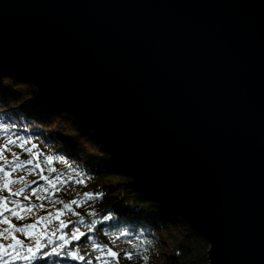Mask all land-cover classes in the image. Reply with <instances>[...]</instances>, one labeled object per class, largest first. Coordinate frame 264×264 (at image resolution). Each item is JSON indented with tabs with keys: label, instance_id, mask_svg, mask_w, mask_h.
Wrapping results in <instances>:
<instances>
[{
	"label": "water",
	"instance_id": "obj_1",
	"mask_svg": "<svg viewBox=\"0 0 264 264\" xmlns=\"http://www.w3.org/2000/svg\"><path fill=\"white\" fill-rule=\"evenodd\" d=\"M31 82L209 244L264 264V0H0Z\"/></svg>",
	"mask_w": 264,
	"mask_h": 264
},
{
	"label": "trees",
	"instance_id": "obj_2",
	"mask_svg": "<svg viewBox=\"0 0 264 264\" xmlns=\"http://www.w3.org/2000/svg\"><path fill=\"white\" fill-rule=\"evenodd\" d=\"M0 124L7 126V131L0 129L1 139L11 136L17 144L21 139L29 141L25 148L35 145L33 153L38 152L41 159L54 157L53 163L46 168L57 169L56 174H62V178H72L67 185L58 184L63 191L57 195L66 202L76 199L80 203L72 205V212H65L61 219L73 222L84 219V225L69 224L64 231L80 227L86 234L80 240H71L63 250L58 248L61 243L58 239L39 251L33 248V259L12 260L10 256L5 257L9 264H85L73 259L70 255L72 251L107 258L104 253L92 252L91 241L97 240L104 247L112 246V237L123 232L128 235L121 236L117 241L121 243L119 248H113L121 253L119 264H209L207 241L178 214L165 210L139 188L99 139L80 127L69 112L51 103L34 84L13 74L0 73ZM11 150L22 159L30 158L19 146L11 147ZM11 158L9 153H5L4 159ZM4 159H0V163ZM32 175L28 181H38L33 187L46 184L39 180L38 175ZM77 179L84 182L77 184ZM86 192L94 196L97 193L102 195L87 200L83 195ZM19 199L23 200V197ZM91 221H95V227L89 229ZM30 222V219H12L13 224ZM130 239L134 244L144 242L140 252L147 248L146 262L142 255L132 260L125 257L121 250L130 248L127 242ZM148 241L151 243L148 244ZM42 243L47 241L42 240ZM26 245L32 246V240L26 241ZM53 247H57L59 255L52 254ZM19 251L21 256H33V253L27 252V247ZM94 264H100V261Z\"/></svg>",
	"mask_w": 264,
	"mask_h": 264
},
{
	"label": "snow or ice",
	"instance_id": "obj_3",
	"mask_svg": "<svg viewBox=\"0 0 264 264\" xmlns=\"http://www.w3.org/2000/svg\"><path fill=\"white\" fill-rule=\"evenodd\" d=\"M0 129L7 131V126L0 124ZM20 139V138H18ZM29 144V141L22 140L17 144V140L8 136L5 139L3 145H0V159H4L5 153L11 155V159H4L3 163H0V262L2 264H9V260L5 257H11L12 260L22 258L25 260L33 259V248L39 251L42 247L54 244L58 239L61 241L58 248L60 250L65 249L66 245L71 240H80L86 234L80 229V227H72L69 232L64 230L69 227V224L84 225V219H78L73 222L71 220L65 221L61 219L65 215V212H72V205H78L80 201L73 199L70 202H66L61 199L57 194L63 191L58 187V184L67 185L72 178L64 177L62 174H56L57 169L46 168V165H51L54 161L53 156H47L45 159L40 158L38 152L33 153V149L36 147L25 148ZM19 146L21 149L29 155L30 158L22 159L11 150V147ZM55 159H59L56 157ZM18 172H26L28 174L38 175L39 180L45 181L46 184H41L39 187H33L38 181H27L25 175L16 176ZM54 173V177L45 174ZM84 181L82 179L75 180V183L80 184ZM21 185L19 188H13V185ZM6 193V195L4 194ZM84 197L87 200L94 199L96 196H101L102 193L92 194L84 193ZM23 197V200L19 199ZM35 198V201H33ZM59 205V207H57ZM38 211H43L45 214L37 215ZM79 216V213H74ZM30 219V223L25 224H13L12 219L21 221L24 219ZM54 225V227H53ZM89 229L95 227V221H91L88 224ZM18 234H23L26 238L32 240L33 245L27 246L24 239L19 238ZM127 232L114 235L111 239V245L108 247L102 246L97 240H92V252H100L106 254L107 258L100 255L80 254L77 251L70 252L73 259H79L84 261L85 264H94L95 261H100V264H119L121 253L113 250L117 246V241L121 236H127ZM70 237V239H69ZM42 240H46L47 243H42ZM130 244V248L127 250H121L128 260H132L137 255H142L145 262L148 260L147 248L141 253L140 248L144 244L143 241L134 244L130 239L127 241ZM148 244L151 242L148 241ZM27 247L28 253H33V256H21L20 248ZM135 249V251L133 250ZM15 253V255H13ZM52 254L59 255L57 247L52 248Z\"/></svg>",
	"mask_w": 264,
	"mask_h": 264
},
{
	"label": "rangeland",
	"instance_id": "obj_4",
	"mask_svg": "<svg viewBox=\"0 0 264 264\" xmlns=\"http://www.w3.org/2000/svg\"><path fill=\"white\" fill-rule=\"evenodd\" d=\"M5 142V140H3V139H1L0 138V145H3V143ZM16 176H19V175H25L26 176V179H27V181L28 180H30V178L33 176L32 174H28V173H26V172H18V173H16L15 174ZM21 185H19V184H17V185H13V188L15 189V188H19ZM34 187H37V186H34ZM43 214H45L44 212L43 213H41V211H38L37 212V215H40V216H42ZM27 219V218H26ZM0 227H2V226H0ZM19 235V238H21V239H26V241H30V239H28V238H26L25 236H23V234H18ZM0 242H3V241H0ZM119 244H121V243H117V246L115 247L116 249L117 248H119ZM13 255H15V253H13ZM5 259H8V258H5Z\"/></svg>",
	"mask_w": 264,
	"mask_h": 264
}]
</instances>
